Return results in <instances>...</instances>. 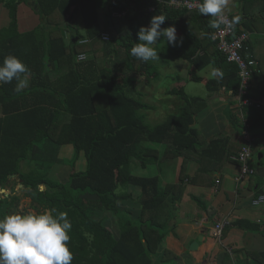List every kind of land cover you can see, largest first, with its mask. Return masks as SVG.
<instances>
[{
  "label": "trees",
  "instance_id": "16d2710c",
  "mask_svg": "<svg viewBox=\"0 0 264 264\" xmlns=\"http://www.w3.org/2000/svg\"><path fill=\"white\" fill-rule=\"evenodd\" d=\"M28 1L0 0L9 19L0 28V64L13 55L30 69L28 87L19 93L14 91L15 79L0 83V191L11 177H17L36 214L53 208L67 213L72 225L68 242L71 264H172L174 255L164 248L163 241L172 227L183 183L200 185L202 181L204 186H212L214 173L236 162L232 157L239 150L226 136L206 138L196 128V116L206 106L205 99L189 96L182 86L170 89L168 95L178 97L181 105L161 122L151 124L145 112L156 107L144 102V94L135 92L133 85L141 79L147 85L159 82L158 67H168L176 58L191 66L188 80L201 83L203 78L197 73L211 67L217 77L206 81L207 90L224 88L237 94L238 67L226 61L212 39L219 23L213 27V18L202 16L199 8H170L167 3L171 0H34L40 24L21 33L18 6ZM233 1L238 7L229 15L234 36L249 34L243 55L250 54L261 64L254 52L258 45L255 48L251 38L260 34L264 41V0ZM151 6L155 9L148 12ZM99 8L110 29L107 41L102 39ZM157 15L167 18L162 28H176L183 44L173 47L165 40L158 41L153 47L160 60L143 62L131 55V49L139 42L140 28L148 27ZM65 33L71 38L67 42ZM84 53H91V57L78 61L77 56ZM255 81L264 87V68L253 74L251 83ZM248 97L253 96L249 93ZM245 109L244 120L253 129L263 119L255 108ZM230 122L242 131L238 117L231 115ZM62 146H72V159L56 158ZM81 154L86 169L80 172L75 164ZM180 158L175 184L163 186L160 176L133 173L151 165L162 168ZM38 160L39 164H32ZM188 162L198 164L192 178L186 176ZM57 163L69 167L65 183L50 176ZM129 186L140 190L137 213L120 207L122 202L133 200L126 191ZM10 195L0 193V219L18 209L19 197L15 191ZM193 199L207 211L203 200ZM103 212L116 219L117 237L104 219H97ZM234 226L259 231L257 224L244 220ZM157 255L159 259H153ZM247 257L246 264H264V251L248 252ZM222 264H232L231 258L226 255Z\"/></svg>",
  "mask_w": 264,
  "mask_h": 264
},
{
  "label": "crops",
  "instance_id": "0c3cea01",
  "mask_svg": "<svg viewBox=\"0 0 264 264\" xmlns=\"http://www.w3.org/2000/svg\"><path fill=\"white\" fill-rule=\"evenodd\" d=\"M22 5L23 4L18 6V11H20L22 7L25 8L24 14L28 17H25L24 21L20 20V23L18 21V29L19 25L22 24L21 27L25 26L24 31H19L25 33L40 24V19L34 13V1H29L27 7ZM225 9V14L230 15L236 13L238 7L233 0H228ZM30 16H33L32 19H30ZM97 16L100 29L103 30L101 34H109L110 29L103 9H97ZM43 23H45V21ZM80 33L83 34V31L81 30ZM65 37L66 42L71 39L70 35L67 33H65ZM81 41H84V39ZM254 52L258 60L262 61L261 64L258 62V69L256 71V73H258L261 67L264 68V41L259 43L258 48H256V50L254 49ZM83 55L85 59L91 57V53H84ZM245 56H250V54H246ZM187 66L189 72L191 66L188 63ZM213 77H217L216 73H214ZM202 78L203 81L201 84L203 85L210 79L205 77ZM177 79H179V76ZM139 88L140 83L137 82L133 85V90L135 92L139 91ZM249 93L253 96L250 99L259 105L258 108H252H255L256 113L263 119L261 123L253 129H251L248 123L253 150V156L249 166L255 172L252 176H246L240 182H236L235 178L240 174V164L238 162H231L226 164L220 173H214L215 178L213 179L214 184L212 186H204L202 181L200 185H192L187 181L183 183V193L180 201L176 204L172 227L168 230L163 241L164 248L174 255L172 264H222L226 255L231 258L232 264H246L248 261V252L260 253L264 251V199L261 203L255 204V201L259 197L262 196L264 198V154H262L264 153V87H262V82L255 81L251 83ZM165 94H168V91H165ZM205 100L207 103L206 106L197 114L200 118L197 129L203 133L205 137L224 135L230 140L234 148L239 150L245 141L242 139L240 130H237L230 122V116L237 117L239 113V103L236 96L232 95L230 91L227 92L224 88H221L214 92L208 91ZM155 111L153 112L156 118L157 115ZM145 113L147 114L148 111ZM62 147H67L70 151V146ZM255 157L256 160H254ZM181 164L182 160L180 158L170 163L167 162L162 166L163 172L161 174V181L163 186L178 182ZM150 167L153 168V174L149 177L158 176L156 166L151 165ZM85 169L86 166L80 169V172L85 171ZM197 169V163L188 162L186 176L192 178ZM14 179L15 177H11L10 180L7 181V185ZM55 180L60 181L57 178H55ZM216 181H218V183H216ZM21 186L23 187L22 184ZM3 190H7L6 187ZM126 191L132 195L133 200H129L131 204L126 208L120 207L137 213L139 206L136 209H130V207L134 205L133 203L137 204V197L139 196L140 190L139 188L129 186ZM10 192H12V190H10ZM194 197L203 198L208 206L206 212L198 206L193 199ZM126 202H122L121 204H125ZM99 214L100 213H98V215ZM98 215L97 219L103 220L105 218V216L98 217ZM109 215L111 216V214ZM112 219L113 223H115V227H117L116 219L114 217H112ZM239 220L257 224L259 231L252 233L234 226V223ZM217 222H225L228 224L220 240H216L211 235L213 226ZM115 231L117 235L114 234L113 231L112 232L114 236L117 237L119 233L118 227ZM199 236H202V242L196 250H190L189 247L191 243L197 240Z\"/></svg>",
  "mask_w": 264,
  "mask_h": 264
},
{
  "label": "clouds",
  "instance_id": "9594fccd",
  "mask_svg": "<svg viewBox=\"0 0 264 264\" xmlns=\"http://www.w3.org/2000/svg\"><path fill=\"white\" fill-rule=\"evenodd\" d=\"M227 3L228 0H203L199 12L212 17V26L218 27L217 21L223 18ZM166 19L164 15L153 16L148 27L140 28L139 42L131 49L133 57L143 62L160 60L153 46L161 40L173 47L182 46L183 38H178L174 26L161 27ZM29 75L30 69L13 55L6 56L0 64V83L15 79L17 93L28 87ZM71 227L67 213L54 208L40 214L4 216L0 219V264H71L73 254L68 247Z\"/></svg>",
  "mask_w": 264,
  "mask_h": 264
},
{
  "label": "rangeland",
  "instance_id": "374dc122",
  "mask_svg": "<svg viewBox=\"0 0 264 264\" xmlns=\"http://www.w3.org/2000/svg\"><path fill=\"white\" fill-rule=\"evenodd\" d=\"M29 1H34V0H29ZM22 6L27 7V4H23ZM24 10L26 9L22 7L21 10L18 11L17 13V17L20 18V19L17 18L19 23H20V20L24 21L25 17H28L26 14H24L25 13ZM225 12H226V9H224L223 14H225ZM32 17L30 16V19H32ZM8 21L9 19H8L7 11L3 7V5L0 4V28L5 27L8 24ZM21 26L22 24L19 25V30L22 32L24 31L25 26L24 27H21ZM255 40H260V41L256 42ZM261 40H262V36L260 34L252 35L251 41L252 43H255V48L257 45H259ZM118 65H120L121 67V62H119ZM186 66H187V63L185 61L175 58L171 60L170 66L167 67V66L160 65L158 67V71L160 73L159 82H151L150 85H146L143 79H141V81L138 82L140 83L139 91L145 94L143 97L144 102L150 105H154L156 107V111H155V114L157 115L156 118L154 116L153 111L152 112L148 111L147 113V119L149 120L151 124H157L161 122L168 114L175 113L176 108H178L181 105V101L178 97L165 94V91H169L173 87L179 88L180 86H182L184 88L185 93L188 94L189 96L200 97V98L205 99L206 95L208 94L207 88L201 83L188 80L187 72L189 69H188V66L187 67ZM197 74L205 78H214L213 77L214 72L211 67H207L206 69L202 70L201 72H198ZM178 76H179V79H177ZM196 118H197V124H196V128H197V126H199L200 118L199 116H196ZM201 134L205 137L203 133ZM68 149L69 148L67 147L60 148L59 154L57 152L56 158L64 159V160L72 159L74 155V149L71 146H70V151ZM50 154H52V152ZM254 160H256V157L254 158ZM36 163L39 164L40 160L32 162L33 165ZM22 165H24V163ZM84 166H86V160L84 156L81 154L79 155V158L76 161L75 168L76 170L80 171V169H83ZM155 166L158 172V176L161 177V174L163 172L162 168L161 167L159 168L157 165ZM24 170H26V168H24ZM68 173H69V167L67 165L57 163L52 167L50 171V176L54 179L57 178L61 182L65 183L68 179ZM133 173L138 176L149 177V176H152L153 174V168L149 167L144 171L136 170ZM176 178H177V175H176ZM12 182H13L12 191H15L16 196L19 197V206L17 209L18 214L20 215H26V214H31V213L36 214V212L30 206V203H31L30 198L26 196L27 190L21 186V183L17 177H15V179ZM0 193L4 197L9 196L11 194V192L8 190H1ZM85 198H88V197H85ZM201 200H203V198ZM130 204H131V201H128L125 204H121L120 206L122 208L123 207L126 208ZM133 204L134 205H131L130 209L138 208V205L136 203H133ZM101 216H105L104 218L105 225L109 229H111V231H113L114 234L117 235V232L115 231V229H117L118 226L115 227V223H113L112 217L108 213H104V212L98 215V217H101ZM159 256L160 255L153 256V259H159Z\"/></svg>",
  "mask_w": 264,
  "mask_h": 264
},
{
  "label": "built area",
  "instance_id": "2783aa9c",
  "mask_svg": "<svg viewBox=\"0 0 264 264\" xmlns=\"http://www.w3.org/2000/svg\"><path fill=\"white\" fill-rule=\"evenodd\" d=\"M161 2V0H155ZM200 2L198 0H171L167 3L168 7L173 9L186 8L187 10H195L199 8ZM154 6L147 9L148 12L154 11ZM124 16V12L121 13ZM219 23L218 29L214 32L212 39L217 44V49L225 56L228 63H233L238 67V76L240 79L239 89L237 94H235L239 103V113L238 119L243 123V129L241 131V136L243 145L239 149L236 156L232 157L233 160L240 164V174L235 178L236 182H240L246 176H252L254 170L249 166L251 158L253 156L252 150V138L249 134V125L244 120L243 109L246 107L258 108L259 105L252 101L249 97V91L251 87V80L253 74L258 69V62L251 56L243 55L246 50V45L249 40V34L242 32L234 36L233 23L228 14H223V18L217 21ZM102 39L107 41L110 39L109 34L103 33ZM84 42V41H81ZM85 56L80 54L77 56L78 61H83ZM218 183V181H216ZM263 197H259L255 204H259L263 201ZM228 225L225 222H217L212 229V237L216 240H220L222 237V232L225 226Z\"/></svg>",
  "mask_w": 264,
  "mask_h": 264
},
{
  "label": "water",
  "instance_id": "95a60500",
  "mask_svg": "<svg viewBox=\"0 0 264 264\" xmlns=\"http://www.w3.org/2000/svg\"><path fill=\"white\" fill-rule=\"evenodd\" d=\"M6 189L7 190H11V188L10 187H6ZM202 242V236H199L198 238H197V240H195L194 242H192L191 243V245H190V250H196L197 249V247L199 246V244Z\"/></svg>",
  "mask_w": 264,
  "mask_h": 264
},
{
  "label": "flooded vegetation",
  "instance_id": "af4514ba",
  "mask_svg": "<svg viewBox=\"0 0 264 264\" xmlns=\"http://www.w3.org/2000/svg\"><path fill=\"white\" fill-rule=\"evenodd\" d=\"M6 187H10L11 190H12V188H13V183L11 182L10 184L6 185ZM9 196H12V195H9ZM9 196H8V197H9ZM15 214H18V211H16Z\"/></svg>",
  "mask_w": 264,
  "mask_h": 264
}]
</instances>
